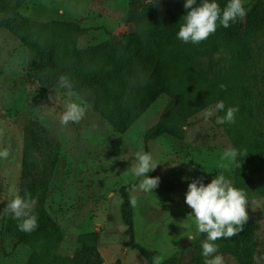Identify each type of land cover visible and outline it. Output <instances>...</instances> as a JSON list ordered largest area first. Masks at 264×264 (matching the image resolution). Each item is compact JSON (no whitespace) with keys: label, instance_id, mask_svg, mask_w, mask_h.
<instances>
[{"label":"rangeland","instance_id":"obj_1","mask_svg":"<svg viewBox=\"0 0 264 264\" xmlns=\"http://www.w3.org/2000/svg\"><path fill=\"white\" fill-rule=\"evenodd\" d=\"M254 2L244 0L243 6L247 9ZM18 11L40 23L55 20L80 26L82 31L70 28L58 33L60 43L71 50L95 46L110 35L133 31L128 23V0H25ZM244 18L240 17L242 24ZM27 60L24 43L0 28V148L7 147L10 153L7 159H0V210L20 193L23 130L33 123V130L40 137L34 153L40 169L50 173L51 178L43 203L35 199L32 211L35 214L44 210L61 231V240L49 243L51 259L72 256L81 235L97 233L96 248L104 264H148L127 245L130 238L125 235L119 196L121 187L137 181L127 169L135 162V153L144 151L145 145L157 164L150 177H159V184L154 192H130V198L137 200L132 207L134 241L156 251L157 264L171 257L178 259L184 251L189 252L190 244L201 243V234L190 241L181 227L194 223L192 218L186 219L191 213L184 202L188 183L194 178L208 183L216 173L223 172L234 186L235 162L223 155L232 148L231 139L225 124L216 122L219 112L204 120L205 108L191 117L182 139L162 135L146 144L145 131L172 105L170 96H160L123 134L89 106L78 122L62 125L59 116L66 103L82 99L59 86L41 89L27 76ZM201 60L214 76L230 74L233 84L247 90L250 129L254 130L257 147L264 155V32L255 34L250 58L238 72L233 71L224 46ZM143 91L142 81L133 83L124 103L137 101ZM232 96L235 106V91ZM246 212L256 240L253 264H264V196L247 197ZM17 223L11 214L0 213V264H26L33 251V243H17L13 237L12 229ZM218 253L224 264H240L219 248Z\"/></svg>","mask_w":264,"mask_h":264},{"label":"trees","instance_id":"obj_2","mask_svg":"<svg viewBox=\"0 0 264 264\" xmlns=\"http://www.w3.org/2000/svg\"><path fill=\"white\" fill-rule=\"evenodd\" d=\"M24 1L0 0V28L7 29L27 47V76L43 90L58 86V77L66 76L73 85L71 90L120 134L129 130L160 96L167 95L172 98V105L145 131L144 142L162 135L182 139L188 120L209 105L222 100L225 107L234 106L231 101L235 91V107H238L235 122L225 123L232 148L241 152L235 161L234 186L243 190L246 198L264 196V155L257 147L254 130L250 129L248 92L233 84L230 74L222 78L214 76L201 60L207 53L224 46L233 71L242 69L250 58L255 34L264 32V0H256L245 9L243 24L240 18L230 22L227 28L218 24L216 31L198 44L183 43L176 38L186 14L184 0H128L131 33L110 35L100 44L77 50L61 44L58 33L70 28L82 31L80 26L29 19L18 11ZM217 2L223 8L227 0ZM140 81L144 83L141 98L126 105L128 90ZM39 140L33 123L27 124L23 130V183L19 195L28 193L43 203L51 175L40 169L35 156ZM144 151L148 152L146 145ZM136 182L119 189L120 213L125 235L130 238L127 245L148 264H157V252L134 241L133 209L129 200ZM35 215L38 219L34 231L23 232L17 226L12 229L17 243H33L26 264H104L96 248L97 233L81 235L72 256L51 259L49 243L61 240L60 228L44 210H37ZM201 237L203 240L204 234ZM215 243L240 264L254 263L256 240L252 223L246 222L237 235L220 238ZM187 250L180 258L171 257L160 264H204L201 243L193 242Z\"/></svg>","mask_w":264,"mask_h":264},{"label":"clouds","instance_id":"obj_3","mask_svg":"<svg viewBox=\"0 0 264 264\" xmlns=\"http://www.w3.org/2000/svg\"><path fill=\"white\" fill-rule=\"evenodd\" d=\"M243 2L244 0H227L225 6L221 8L217 0H184L183 7L186 9V14L182 17L183 22L176 32V38L183 43H200L216 31L218 24L227 28L230 22L245 16ZM58 86L69 92L73 87L71 81L64 75L58 77ZM87 107L88 105L79 98L68 101L59 116L60 124L78 122L84 116ZM215 112L224 113L216 116L218 124L233 123L238 107L226 108L222 100L217 101L214 107L203 111L204 120H208ZM240 154V150L236 148H229L223 153L225 158H230L233 162ZM9 155L7 147L0 148V159H7ZM156 166L151 153L145 151L135 153V162L127 169V172L138 181L133 186V190L154 192L159 184V177H150L148 174ZM184 202L191 209L186 219L192 218L194 221L181 225L187 233L186 237L192 241L198 235L204 234L205 238L201 241L204 264H224L223 256L218 253V245L215 241L220 238H230L242 230L248 219L246 194L233 186L223 172H218L208 183H204L201 178L191 179L184 194ZM129 203L135 207L137 200L134 197L130 198ZM35 204L36 200L28 193L24 196L15 194L7 201L0 213L11 214L18 222V230L31 232L37 227L38 217L32 211Z\"/></svg>","mask_w":264,"mask_h":264},{"label":"crops","instance_id":"obj_4","mask_svg":"<svg viewBox=\"0 0 264 264\" xmlns=\"http://www.w3.org/2000/svg\"><path fill=\"white\" fill-rule=\"evenodd\" d=\"M41 1H43V0H41ZM40 7H42V4L40 5ZM61 14H62V12H60ZM103 27L105 26V25H102ZM107 28V27H106ZM110 31V30H109Z\"/></svg>","mask_w":264,"mask_h":264}]
</instances>
